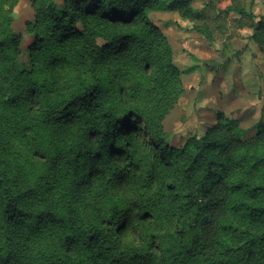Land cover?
Instances as JSON below:
<instances>
[{
	"label": "trees",
	"instance_id": "trees-1",
	"mask_svg": "<svg viewBox=\"0 0 264 264\" xmlns=\"http://www.w3.org/2000/svg\"><path fill=\"white\" fill-rule=\"evenodd\" d=\"M18 1L0 0V264H264V127L245 140L220 113L175 147L162 126L184 86L149 15L195 21L191 1L29 0L27 68Z\"/></svg>",
	"mask_w": 264,
	"mask_h": 264
},
{
	"label": "rangeland",
	"instance_id": "rangeland-1",
	"mask_svg": "<svg viewBox=\"0 0 264 264\" xmlns=\"http://www.w3.org/2000/svg\"><path fill=\"white\" fill-rule=\"evenodd\" d=\"M56 1L63 5L64 0ZM190 1L198 15L195 21L178 12L149 15L168 39L184 86L183 96L163 121L164 131L171 145L180 147L189 137L203 135L223 113L240 122L248 140L264 127V35L255 30L264 23V0ZM12 18L13 30L22 36L20 63L27 68L34 43L27 28L35 22L30 1L19 0ZM67 70L64 81L69 83V66ZM59 78L63 80L61 74ZM143 132L146 139L153 135L145 122ZM7 142L28 151L20 138Z\"/></svg>",
	"mask_w": 264,
	"mask_h": 264
}]
</instances>
